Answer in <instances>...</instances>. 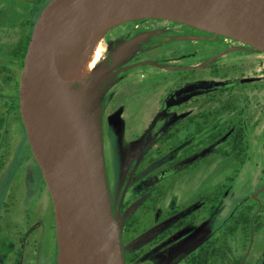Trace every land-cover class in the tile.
Returning <instances> with one entry per match:
<instances>
[{
  "label": "rangeland",
  "instance_id": "374dc122",
  "mask_svg": "<svg viewBox=\"0 0 264 264\" xmlns=\"http://www.w3.org/2000/svg\"><path fill=\"white\" fill-rule=\"evenodd\" d=\"M24 3L26 0H0V63L8 65L11 60L8 48L20 33ZM101 42L100 58L84 84L96 106L107 194L118 232L139 201L131 200L120 211L125 199L153 181L166 186L156 210L143 216V231L125 245V252L146 245L180 216L197 213L188 225L131 264H158V259L167 264L172 256L173 264H183V255L201 241L202 246H210L206 241H213L214 234L222 229L228 234L230 218L249 198L262 205L260 228L257 232L250 229L247 241L241 232L229 235L230 251L214 264H236L237 259L239 264H264V51L231 36L159 17L114 24ZM188 69L198 71L186 77L181 71ZM11 72L0 71V94L4 96L14 92L8 84ZM14 72L19 74L17 67ZM227 101L230 108L225 109ZM213 109L219 114L201 131H195L193 123H185L172 138L158 140L179 120ZM238 110L249 142L241 166L214 152L226 145V138L208 140ZM4 116L0 264H13L18 253V264H50L53 251L46 246L44 235L52 201L41 183L42 173L23 128L16 125L13 114ZM129 164H139L142 170L120 195ZM229 175L233 180L208 203L205 197ZM177 207L175 214L165 218L166 210Z\"/></svg>",
  "mask_w": 264,
  "mask_h": 264
},
{
  "label": "water",
  "instance_id": "95a60500",
  "mask_svg": "<svg viewBox=\"0 0 264 264\" xmlns=\"http://www.w3.org/2000/svg\"><path fill=\"white\" fill-rule=\"evenodd\" d=\"M127 17L195 22L264 51V0H48L32 27L18 92L26 136L53 201L57 264H126L107 194L96 106L85 80L59 77L57 56Z\"/></svg>",
  "mask_w": 264,
  "mask_h": 264
},
{
  "label": "trees",
  "instance_id": "16d2710c",
  "mask_svg": "<svg viewBox=\"0 0 264 264\" xmlns=\"http://www.w3.org/2000/svg\"><path fill=\"white\" fill-rule=\"evenodd\" d=\"M47 2L48 0H26V3L23 4L24 14L22 15L19 24L20 33L16 41L13 42L8 48V53L11 57L9 65L13 64L14 68L17 67L18 71L23 66V59L30 40L33 24L39 12ZM7 66L8 65H6L5 63H0V71L3 68L9 67ZM213 70H214L213 73H216L218 71V68L214 67ZM197 71H198L197 69H188L185 71H181V73L184 72L185 76L188 77L194 75ZM16 89H17V78L15 79L14 82L15 93H16ZM15 95L17 97V94ZM0 96H4V94H0ZM223 106L225 109L230 108V103L227 101L226 103H223ZM4 114L5 112L3 110H0V170L4 165L5 139L7 133L6 123H5L6 119ZM218 114H219V110L216 109L199 111L190 114L185 119L179 120L177 123L167 128L164 131V133L158 138V140L163 142L166 139L172 138L175 135V133L178 132L185 123H193L195 127V131H201L202 128L205 125H208L211 119L216 117ZM219 138H226V145L218 148L214 152L221 154L222 156L230 160H235L236 162H238L239 166H241L244 163V161L247 159L249 142L247 139V134L245 132L242 113L240 110H238L236 114H234L226 123H224L223 126L217 128L215 131L211 132L208 135L209 141H215ZM237 171L239 170L237 169ZM232 180H233L232 175L227 176L224 182L219 183V185L217 186V190L212 195L206 196L205 200L208 203H212L213 201H215L219 197V195L224 191V189L228 186V183H230ZM165 189L166 186L163 185V183L161 182L159 184V192H158L159 198L163 196ZM258 205L259 203L251 198H249L248 201H245L237 210L236 215L230 218L229 220L230 226H227V230H226L228 235H230L231 233H235L236 231L241 232L243 239L247 241L250 229H252L253 232H257L258 229L260 228V225L262 224L261 215H260V212H262V205L260 206ZM190 218L191 219L183 217L178 219L174 225L175 229L187 224L189 221H192L193 219L192 216H190ZM136 221L137 218L135 217L130 218L131 223H136ZM134 229L135 227L133 228V230ZM118 235L122 248L124 240L119 233ZM212 239L213 241H211V239H209L210 241H206V243H210V246L207 245L202 246V254L205 255L204 258L202 259V264H209V263L214 264L216 261L215 259L223 260V258L226 257L225 249L230 251V246L226 241L225 234L220 235L218 237H213ZM144 250L145 249L142 248L137 252H133L129 254L128 256L123 252L125 263H128L129 261L137 258ZM13 264H17V259L13 261ZM236 264H239V259L236 260Z\"/></svg>",
  "mask_w": 264,
  "mask_h": 264
},
{
  "label": "flooded vegetation",
  "instance_id": "af4514ba",
  "mask_svg": "<svg viewBox=\"0 0 264 264\" xmlns=\"http://www.w3.org/2000/svg\"><path fill=\"white\" fill-rule=\"evenodd\" d=\"M8 66H7L8 68H3V69H7V71H9V72L12 71L10 74H7L8 84L10 85L9 88L12 91H14V82H15V79L17 78V89H16V93L15 92H13V93L9 92L8 94H6V96H1L2 98L0 99V102L2 103L3 111L5 113H8V114H13L16 125L17 126L19 125V127H22L24 130V133L26 135L25 128H24V125H23L22 120H21V113H20V106H19V92H18L19 78H20V72H21L22 67L19 70V74L16 75V72H14V65L8 64ZM78 89H79L78 86H74L72 88V91L77 92ZM15 94H17V97ZM26 138H27V136H26ZM27 141H28V139H27ZM28 144H29V142H28ZM29 148H30V145H29ZM30 150H31V148H30ZM31 152H32V150H31ZM132 167L134 168L133 171H131ZM141 170H142L141 165L138 164V166L134 167L133 164H129L127 171L125 172V182L120 186V195L125 194V192H127L126 185L132 179H135L136 173L140 172ZM117 178L119 180V177H117ZM40 180H41V183L43 184V186H45L47 188V185H46V182H45L43 175L40 178ZM133 181L135 182V180H133ZM138 181H140V179ZM159 184H160V182L158 180L153 181L151 184L142 187L137 192H134L133 195L131 196V198L125 199L120 204V208H119L120 211H124L125 209L128 208V205L130 204L131 200H133V199L138 200L139 199L138 203L125 216V218L121 224L122 226L120 228V231L118 232L124 240L123 246L121 248L122 252H124L128 256L129 254H131L133 252H137L142 248L145 249L137 258L129 261L126 264L135 263L139 259H142L143 256H145V253L149 252V250L153 249L154 247L158 246L160 243L167 240L176 231L184 228L186 225H188L191 222V221H189L187 224L175 229L174 225L178 219L183 218V217L191 219L190 216H192L193 219L196 218L197 213L195 211L190 213L189 215L180 216L177 220L173 221L171 224H169L168 226H166L165 228L160 230L158 233H155L152 236V238L146 243V245L141 246V247L137 248L136 250L125 252V250H124L125 245L127 243H129L131 240H133L134 238H136L138 235H140L141 232L143 231L142 228H140V223H141L143 216H145L147 213L152 214V212H154L156 210L157 204L161 200V198H159V195H158L159 194L158 193L159 192ZM47 190H48V188H47ZM48 192H49V190H48ZM49 197L51 198V201H52V197H51L50 192H49ZM199 197H202V196L200 195ZM50 209H51L50 210L51 214H50L48 221L46 223V226H45L46 231H45V235H44V242H45L46 246L48 248H51V251H53V254L51 255L52 262H50V264H54L53 261H54L55 256L57 255V233H56V221H55V211H54L53 201H52V205H51ZM177 211H178V207L166 210V212L164 214L165 218L172 216ZM111 212H112V215L114 217V213H113L112 209H111ZM131 217L137 218L136 223L130 222ZM134 227H135V229L133 230ZM221 231H222L221 233L218 232L217 234H214V237H218L220 235H223V231H225V230L222 229ZM236 234H237V231L235 233H231L230 235H231V237H233ZM225 236H226V241L229 244L230 243V239H228L229 235L226 234ZM225 250H227V249H225ZM18 257H19V253H18ZM18 257L16 258L17 264H18ZM173 260H174V256H172L171 259L169 260V262H171L170 264H173ZM169 262H167V264H169ZM182 262H183V264H202V241L196 247L192 248L185 255H183ZM157 263L162 264V260L158 259Z\"/></svg>",
  "mask_w": 264,
  "mask_h": 264
},
{
  "label": "bare ground",
  "instance_id": "6f19581e",
  "mask_svg": "<svg viewBox=\"0 0 264 264\" xmlns=\"http://www.w3.org/2000/svg\"><path fill=\"white\" fill-rule=\"evenodd\" d=\"M132 19L138 17H127L124 21ZM189 24L204 28L199 23L189 22ZM108 28L100 27L92 36L78 41L73 47L60 50L57 56V70L62 80L79 82L90 76L92 68L100 58L101 39Z\"/></svg>",
  "mask_w": 264,
  "mask_h": 264
}]
</instances>
